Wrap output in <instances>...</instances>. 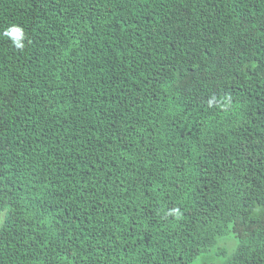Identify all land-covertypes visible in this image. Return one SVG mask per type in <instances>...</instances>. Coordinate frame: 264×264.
I'll return each instance as SVG.
<instances>
[{"label":"trees","instance_id":"obj_1","mask_svg":"<svg viewBox=\"0 0 264 264\" xmlns=\"http://www.w3.org/2000/svg\"><path fill=\"white\" fill-rule=\"evenodd\" d=\"M4 210L0 264H264V0H0Z\"/></svg>","mask_w":264,"mask_h":264},{"label":"clouds","instance_id":"obj_2","mask_svg":"<svg viewBox=\"0 0 264 264\" xmlns=\"http://www.w3.org/2000/svg\"><path fill=\"white\" fill-rule=\"evenodd\" d=\"M4 36L7 37L12 45L15 46L16 49H23L24 43L23 41L26 39L24 30L18 25H10L5 31Z\"/></svg>","mask_w":264,"mask_h":264},{"label":"rangeland","instance_id":"obj_3","mask_svg":"<svg viewBox=\"0 0 264 264\" xmlns=\"http://www.w3.org/2000/svg\"><path fill=\"white\" fill-rule=\"evenodd\" d=\"M7 211H1L0 212V226L3 224V221L6 217ZM228 247H231V243L226 244ZM216 251V248L212 249L209 254L200 257L197 261H195L192 264H219L221 262V259H214V253Z\"/></svg>","mask_w":264,"mask_h":264}]
</instances>
